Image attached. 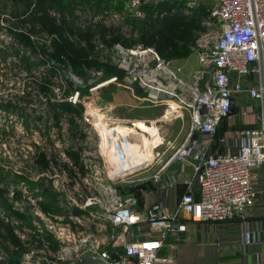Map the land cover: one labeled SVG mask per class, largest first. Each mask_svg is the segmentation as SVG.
Instances as JSON below:
<instances>
[{"label": "rangeland", "instance_id": "obj_1", "mask_svg": "<svg viewBox=\"0 0 264 264\" xmlns=\"http://www.w3.org/2000/svg\"><path fill=\"white\" fill-rule=\"evenodd\" d=\"M163 1H149L139 12L126 0H61L57 10L49 14L38 9L34 16L1 18L4 28L0 34V190L17 192L15 208L35 214L37 226L49 227L59 225L61 220H71V215L78 214H72L73 207L83 204L87 195L98 193V183L103 179L114 181L125 195L153 188L158 169L188 135L189 115L155 101L143 89L137 91L122 79L95 92L83 90L80 102L74 104L68 98L72 85L62 71L57 68L61 75L53 77L51 63L14 41L7 27H37L39 45L51 48L63 35L60 30L71 26L75 33L66 29L65 36L85 51L88 60L99 62L104 68H119L114 56L116 42H145L143 34L155 26L168 36L190 30L188 54L171 57L176 66H181L178 73L191 79L200 64L199 39L210 29L218 31V27L213 22L207 24V3L189 9L186 0H172L171 7L158 10L155 4ZM47 20L52 31L43 30ZM148 44L159 47L156 42ZM15 63L20 66L11 67ZM110 75L104 72L101 77ZM41 78L62 84L41 88ZM60 98L74 108L62 111L51 106L50 101ZM88 110L97 112L91 113L95 120ZM100 120L105 127L94 123ZM96 125L105 142L102 149ZM175 166L178 165L170 167ZM44 195L50 203V214L40 208L38 199ZM139 205L136 202L133 206ZM80 207L84 211L78 215L86 224L92 221L88 218L90 211L94 220L103 224L102 236L112 230L110 223L100 217V204ZM3 212L5 207L0 204V214ZM20 230L21 239L29 247L22 264H56L52 243L46 241L38 247L27 241V232L32 230ZM1 242L0 260H5L8 253ZM6 244L13 247L8 241Z\"/></svg>", "mask_w": 264, "mask_h": 264}, {"label": "built area", "instance_id": "obj_2", "mask_svg": "<svg viewBox=\"0 0 264 264\" xmlns=\"http://www.w3.org/2000/svg\"><path fill=\"white\" fill-rule=\"evenodd\" d=\"M126 1L141 12V0ZM200 3L209 4L207 24L213 22L218 31L210 29L199 39L200 64L191 79L180 75L181 66L153 44L116 42L114 56L123 70L122 77H100L87 88L95 92L122 79L141 87L155 101L188 113L186 139L155 178L171 188L184 181L179 202L168 208L154 204L139 209L133 205L144 190H140L141 195H125L114 181L103 179L98 183V193L87 195L78 206L100 204V217L112 230L102 236L103 224L94 220L93 211L88 224L78 214L59 225L50 224L46 228L59 245L54 253L57 262L91 253L108 264H173L189 221L231 220L255 204L252 169L264 165V0H186L189 9ZM83 90L72 87L69 100L80 102ZM244 94L261 99V108L252 105L236 110ZM203 106L208 113H202ZM250 111L256 112L257 125L236 128L240 141L233 149L226 135L218 137L222 121ZM96 127L100 149L105 148L100 127ZM172 164L180 166L170 167Z\"/></svg>", "mask_w": 264, "mask_h": 264}, {"label": "trees", "instance_id": "obj_3", "mask_svg": "<svg viewBox=\"0 0 264 264\" xmlns=\"http://www.w3.org/2000/svg\"><path fill=\"white\" fill-rule=\"evenodd\" d=\"M172 0H165L160 3H156L155 7L159 10H163L162 8H169L173 4H171ZM61 0H0V20L3 17L6 20H10L13 17H18L20 15L24 16H34L38 9H42L47 14L52 10L56 11L57 7L60 6ZM149 2L142 4L148 5ZM96 12H100L99 10ZM102 12V11H101ZM196 13V12H195ZM43 30H53L50 29L48 20L42 26ZM4 28V25L0 22V34ZM68 29L70 32L75 33L73 28L70 26L69 28H64L60 30L61 34H63L58 41H54L51 44V48L48 45L40 46L39 34L40 30H37V27H33L31 29H24L20 27L18 29H14L12 27H7V31H9L14 37V41H18L22 46L29 47L31 52L39 53L44 60H48V56H53L62 61L70 60L76 72L83 74L85 73V67L91 66H99V62L90 61L86 58V53L82 48H79L73 45L69 39L65 36V31ZM67 31V30H66ZM191 33L190 30L185 31L182 35L178 33H173L171 36L166 35L162 29L155 26L147 33H144L142 36V40L148 43H158V50L161 54L167 58H172L171 56H184L189 52V42L191 41ZM1 40V39H0ZM1 50V48H0ZM5 53V52H4ZM5 55V54H4ZM23 62H25L23 60ZM50 62V61H49ZM20 66V63H15L11 65V67H16V65ZM107 65V64H106ZM25 66H30L29 64ZM51 68L53 69V77H58L61 74L58 69L51 64ZM105 72L110 74H118L120 77L123 75V70L120 68H116V66L107 65L105 66ZM38 85L41 88H46L49 85H59L62 83L57 82L55 80L41 78L38 79ZM71 83V82H70ZM72 85V83H71ZM88 87L83 88L86 90ZM54 106L62 111L69 110L74 108V106L66 101L64 98H60L56 101H50ZM18 193L14 192L10 194L9 191L0 190V204L5 207V212L0 214V241H2V245L5 247L8 255L5 260H0V264H22V260L24 256L29 253V247H27L24 242L26 240L21 239L20 237V229L28 227L31 232H27L28 239L27 241L30 243H36L38 247L43 246L46 241L52 243L53 248L55 250L58 249V241L54 237L53 233H51L46 227H39L34 223L35 214L29 212H24L19 209H16L15 202L18 200ZM40 208L45 214H50V203L46 201L45 195L41 199H38ZM84 209L79 207L78 205L73 207V213L80 214ZM17 222V223H16ZM11 243L13 247H9L6 242ZM56 264H63L62 262H57Z\"/></svg>", "mask_w": 264, "mask_h": 264}, {"label": "crops", "instance_id": "obj_4", "mask_svg": "<svg viewBox=\"0 0 264 264\" xmlns=\"http://www.w3.org/2000/svg\"><path fill=\"white\" fill-rule=\"evenodd\" d=\"M252 105L261 108V99H250L244 94L236 110ZM255 117L256 112L252 111L225 117L218 137L226 135L235 149L240 141L235 129L257 125ZM252 171L257 189L255 204L231 220L189 221L173 264H264V165L253 167ZM184 190L182 180L172 188L167 187L165 181H158L142 194L139 208L154 204L172 207L179 202Z\"/></svg>", "mask_w": 264, "mask_h": 264}, {"label": "water", "instance_id": "obj_5", "mask_svg": "<svg viewBox=\"0 0 264 264\" xmlns=\"http://www.w3.org/2000/svg\"><path fill=\"white\" fill-rule=\"evenodd\" d=\"M149 2V0H141L142 4ZM48 59L52 65L62 71V74L66 80L72 83L73 89L86 88L94 83H96L99 78L104 74V67H85V73L80 74L75 71L74 65L70 60L62 61L53 56H48ZM137 91L141 90V87H136ZM202 113H208L207 106H203L201 109ZM233 112V107L229 113ZM141 195V191L138 192ZM63 264H108L103 259L94 257L91 253H86L80 258L66 259L62 261Z\"/></svg>", "mask_w": 264, "mask_h": 264}, {"label": "bare ground", "instance_id": "obj_6", "mask_svg": "<svg viewBox=\"0 0 264 264\" xmlns=\"http://www.w3.org/2000/svg\"><path fill=\"white\" fill-rule=\"evenodd\" d=\"M173 107H176V106H173ZM169 110V109H168ZM167 112H169V111H167ZM91 113H97L95 110L94 111H90V110H88V114L90 115V117L93 119V120H95V117H93V116H91ZM167 114H165L164 116H166ZM168 118V117H167ZM165 120V119H164ZM95 123H98V125H100V126H104L105 127V124H103L102 122H101V120L100 121H97V122H95Z\"/></svg>", "mask_w": 264, "mask_h": 264}]
</instances>
